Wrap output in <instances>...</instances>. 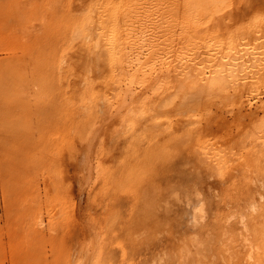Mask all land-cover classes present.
Masks as SVG:
<instances>
[{
  "label": "rangeland",
  "instance_id": "374dc122",
  "mask_svg": "<svg viewBox=\"0 0 264 264\" xmlns=\"http://www.w3.org/2000/svg\"><path fill=\"white\" fill-rule=\"evenodd\" d=\"M213 1L0 0V264H263L264 91L159 73L264 47V0Z\"/></svg>",
  "mask_w": 264,
  "mask_h": 264
},
{
  "label": "bare ground",
  "instance_id": "6f19581e",
  "mask_svg": "<svg viewBox=\"0 0 264 264\" xmlns=\"http://www.w3.org/2000/svg\"><path fill=\"white\" fill-rule=\"evenodd\" d=\"M187 1V0H186ZM191 3H192V5L190 6V8L191 7H193V9L195 10V12L196 13H203L205 10L207 11V7H206V9L204 10V2L206 1V0H189ZM213 1V0H212ZM211 0H209V3H208V5L210 4V3H214V6H215V4L217 3L216 1H213L212 2ZM216 2V3H215ZM213 6V5H212ZM210 8H211V5H210ZM190 10H192V9H190ZM204 10V11H203ZM193 11V10H192ZM205 11V12H206ZM204 12V13H205ZM203 13V14H204ZM189 15H190V13H189ZM189 15H188V18H189ZM197 15H199V14H197ZM262 16L264 17V15H261V18H262ZM191 17V16H190ZM197 17V16H196ZM199 17V16H198ZM193 18V17H192ZM261 18H259V19H261ZM194 19H196V18H193V20ZM199 19V18H198ZM197 22V21H196ZM258 22H259V20H257V24H258ZM260 22L261 23H259V25H260V27H261V35L262 36H264V20L262 19V21L260 20ZM263 23V24H262ZM197 24V23H196ZM253 24V23H252ZM255 24H256V22H255ZM256 26V25H255ZM189 27V26H188ZM251 28L253 27L252 25L250 26ZM258 27V26H257ZM192 28H194V27H192ZM251 28H250V31H251V33L253 32L252 30H251ZM210 29V28H209ZM248 29V28H247ZM187 30V29H186ZM193 30L194 29H192V32H193ZM197 30V29H196ZM254 30V29H253ZM190 31L191 30H189V33H190ZM249 31V32H250ZM256 29L254 30V32L256 33ZM247 32V31H246ZM248 32V33H249ZM253 32V33H254ZM182 33V32H181ZM184 33H185V31H184ZM254 33V34H255ZM177 34H179L178 32H177ZM176 34V35H177ZM191 34V33H190ZM183 35V34H182ZM187 35V34H186ZM232 35V34H231ZM235 35V36H234ZM233 36H234V38H232V39H235V37H236V34H234ZM248 35V34H247ZM261 35H260V38H261ZM179 36V35H178ZM178 36H177V38H178ZM181 36V35H180ZM184 36V35H183ZM230 36V35H229ZM241 36V35H240ZM250 36H251V34H250ZM255 36H256V34H255ZM87 38H86V40L87 39H90V37L89 36H86ZM176 37V36H175ZM187 38H188V35L186 36ZM190 37V36H189ZM193 38V37H192ZM255 38V37H254ZM198 39V38H197ZM205 39V38H204ZM262 39V38H261ZM260 39V40H261ZM227 40V39H226ZM88 41V40H87ZM86 41V42H87ZM212 41V40H211ZM230 41H231V36H230ZM229 41V43H232L231 44V48H232V50L230 49V47H229V45L227 46V47H229L228 48V51H229V49H230V51H234L233 53H231L232 55L230 56L231 58H229L228 56V60H226L227 61V63L224 61V62H222V60H221V57L223 58V60H225V59H227V57L225 58V57H223V56H226L227 54L229 55L230 54V51L228 52L227 51V54H226V46H225V50H224V48L222 49V48H219L220 49V53H222L223 51V54H222V56L221 55H219L220 57L219 58H217V53H216V55L214 54V56H216V57H214L213 56V59H210L209 61H207L206 63H202L201 61V63H197L196 61H194V60H189V62H188V58L186 59V61H185V63H183L182 61H181V63H179L178 61V59L175 57V60H176V63L174 62V63H171L170 62V64H168L167 62H165V63H167L168 65H166V66H162L161 67V71L159 72L160 73V75H162V78L165 80V81H167V82H176L177 81V79H179L178 77H180V79L178 80V81H180L179 82V84L182 82V81H189L190 83H192V87H193V85H196V86H198V85H201V86H206L207 88H210L211 90L212 89H214V88H217V89H219V88H222L221 86L223 85L222 84V80H225V81H227L228 82V80H229V78H230V82L231 83H235V81H240V82H242V86H244V88H243V91H246L247 93H254V91L255 92H259V94L261 93V91H264V53H262V54H256L255 55V51H256V53H257V48H256V46H259L260 45V48H262L261 47V44H257L256 43V40H254V42L251 44V46H255L254 48H256V49H254L253 47H251L250 46V43L248 44V46H250V47H248V49L249 48H253V50H247V51H237L236 49H238V48H233L232 46H237L238 45V43H236L234 40H232V41H234V42H230ZM192 42V41H191ZM216 42V41H215ZM221 42H223L222 41V39H221ZM249 42V41H248ZM209 43H210V41H209ZM219 42H217V44H218ZM225 43V41L222 43V45L221 46H223V44ZM235 45H234V44ZM184 44V43H183ZM214 44V43H213ZM215 45L216 47L217 46H219V45ZM219 44H221V43H219ZM253 44H256V45H253ZM193 45V44H192ZM208 45V44H207ZM206 45V46H207ZM211 45V44H210ZM209 45V46H210ZM264 45V44H263ZM88 46V45H87ZM175 46V45H174ZM213 47V45H212V48L213 49H215L216 50V47ZM89 47V46H88ZM177 47V46H176ZM193 47H194V45H193ZM196 47V46H195ZM224 47V46H223ZM238 47H241V46H238ZM206 48V47H205ZM242 48V47H241ZM264 48V47H263ZM261 49V51L262 50H264V49ZM185 49V48H184ZM213 49H212V51H213ZM218 49V47H217V50H219ZM221 49L223 50L222 52H221ZM240 49V48H239ZM259 49V48H258ZM174 50H176V49H174ZM193 50V49H192ZM199 50V49H198ZM205 50V49H204ZM209 50L211 51V49H210V47H209ZM188 51V50H187ZM207 51H208V49H207ZM206 51V52H207ZM209 51V52H210ZM173 52V51H172ZM184 52V51H183ZM190 52H191V50H190ZM193 52V51H192ZM191 52V53H192ZM196 52V51H195ZM200 52V51H199ZM205 52V51H204ZM206 52L204 53V54H206ZM208 52V53H209ZM216 52V51H215ZM218 52V51H217ZM236 52V53H235ZM258 52H260L259 50H258ZM175 53V52H174ZM186 53V52H185ZM184 53V55H186ZM189 53V52H188ZM194 54V53H193ZM193 54H192V56H193ZM195 55V54H194ZM175 56H176V53H175ZM191 56V57H192ZM172 57V56H171ZM173 57H174V54H173ZM186 57H189V56H187L186 55ZM190 57V58H191ZM206 57V56H205ZM208 57H209V55H208ZM207 57V58H208ZM182 58H184V57H182ZM193 58H195V56L193 57ZM204 58V57H203ZM210 58H211V54H210ZM192 59V58H191ZM178 60V61H177ZM184 60H185V58H184ZM203 60V59H202ZM204 60H205V58H204ZM203 60V61H204ZM208 60V59H207ZM221 60V61H220ZM178 62V63H177ZM165 63H163V64H165ZM220 63H222L221 65L222 66H220L219 64ZM223 63H225V64H223ZM162 64V65H163ZM157 73V72H156ZM159 75V76H160ZM176 77H177V79H176ZM156 78H158L157 77V75H156ZM161 80V79H160ZM162 81V80H161ZM188 82V83H189ZM186 83V82H185ZM229 83V82H228ZM238 83V82H237ZM175 84V83H174ZM187 84V83H186ZM230 84V83H229ZM169 85V84H168ZM173 85V84H172ZM237 85V84H236ZM241 85V83L240 84H238V86H240ZM228 86V85H227ZM241 86V87H242ZM177 87H179V85L177 86ZM236 86H235V84H234V88H235ZM241 87L238 89L237 87V89L239 90V91H241V93H243V91L241 90ZM174 88H175V86H174ZM233 88V89H234ZM198 90V89H197ZM206 90V89H205ZM236 91V90H235ZM240 93V92H239ZM240 93V94H241ZM235 94L238 96V92L236 93L235 92ZM245 93H243V94H241V95H244ZM262 94H263V92H262ZM245 95H247V94H245ZM253 95H255V94H253ZM242 97H244V96H242ZM239 102L241 101L240 99L238 100ZM251 106V105H250ZM252 108H250V110H251ZM249 177V176H248ZM253 179V178H252ZM253 181H254V179H253ZM249 184V183H248ZM251 184V183H250ZM254 185V188H255V184H253ZM262 198H264V197H262ZM259 199H260V197H259ZM255 204V203H254ZM197 205V204H196ZM253 205V204H252ZM204 207H205V205L203 204V203H201L200 205H197V206H195V208H193L194 210V219L196 220V222L197 221H200V220H202V219H204V214H205V209H204ZM247 207H249V206H247ZM247 210H249V213L251 214L250 216H252L253 217V219H254V216L255 215H257L258 214V207L257 206H251V208L250 209H247ZM242 213V214H241ZM241 213H237V214H234L233 216H229V217H227V222H228V224L229 223H234V220H235V226L234 227H232L233 229H235L236 228V233L238 234L239 233V235H241V236H243V235H245L247 238H248V235H246V234H248V232H250V228L248 227L249 226V224H248V221L245 219L247 216L245 215V214H243V212H241ZM246 216V217H245ZM263 217V216H262ZM258 219V218H257ZM255 220H256V217H255ZM231 223V224H232ZM228 226H230V225H228ZM255 227L256 228H261V232L262 231H264V223L263 224H261L260 223V226L258 227V226H256L255 225ZM259 231H260V229H258ZM257 230V231H258ZM235 231V230H234ZM238 231V232H237ZM235 233V234H236ZM258 233V232H257ZM264 233V232H263ZM238 235V236H239ZM237 236V237H238ZM240 238V237H239ZM245 238V237H244ZM242 240H244L243 239V237H241L240 238V240L239 241H242ZM247 241H248V239H246ZM249 242H250V240H249ZM252 242V241H251ZM250 242V243H251ZM253 243H251V245H252ZM248 245V244H247ZM241 246H242V243H241ZM244 247H245V245H244ZM248 248V247H247ZM250 248V247H249ZM251 250V249H250ZM252 252V251H251ZM249 254H251V253H249ZM253 256V255H252ZM248 258V257H247ZM249 258H253V257H251L250 255H249ZM250 259V260H251ZM257 260V259H256ZM263 264H264V262H263Z\"/></svg>",
  "mask_w": 264,
  "mask_h": 264
},
{
  "label": "crops",
  "instance_id": "0c3cea01",
  "mask_svg": "<svg viewBox=\"0 0 264 264\" xmlns=\"http://www.w3.org/2000/svg\"><path fill=\"white\" fill-rule=\"evenodd\" d=\"M249 226H250V229H252V225H251V223H249ZM250 232H251V230H250ZM250 232H249V233H250Z\"/></svg>",
  "mask_w": 264,
  "mask_h": 264
}]
</instances>
